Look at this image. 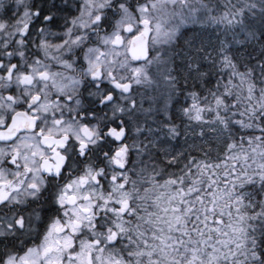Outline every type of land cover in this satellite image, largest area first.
<instances>
[{"label":"snow or ice","instance_id":"snow-or-ice-1","mask_svg":"<svg viewBox=\"0 0 264 264\" xmlns=\"http://www.w3.org/2000/svg\"><path fill=\"white\" fill-rule=\"evenodd\" d=\"M0 264H264V0H0Z\"/></svg>","mask_w":264,"mask_h":264},{"label":"trees","instance_id":"trees-1","mask_svg":"<svg viewBox=\"0 0 264 264\" xmlns=\"http://www.w3.org/2000/svg\"><path fill=\"white\" fill-rule=\"evenodd\" d=\"M205 35H207V33Z\"/></svg>","mask_w":264,"mask_h":264}]
</instances>
